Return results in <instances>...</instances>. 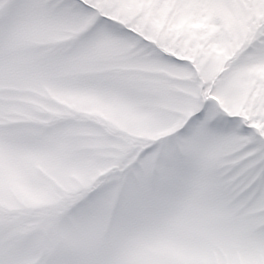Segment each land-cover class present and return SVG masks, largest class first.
<instances>
[{
    "label": "snow or ice",
    "instance_id": "snow-or-ice-1",
    "mask_svg": "<svg viewBox=\"0 0 264 264\" xmlns=\"http://www.w3.org/2000/svg\"><path fill=\"white\" fill-rule=\"evenodd\" d=\"M0 264H264V0H0Z\"/></svg>",
    "mask_w": 264,
    "mask_h": 264
}]
</instances>
